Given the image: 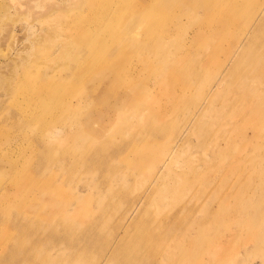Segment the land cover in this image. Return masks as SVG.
I'll use <instances>...</instances> for the list:
<instances>
[{"label":"rangeland","instance_id":"obj_1","mask_svg":"<svg viewBox=\"0 0 264 264\" xmlns=\"http://www.w3.org/2000/svg\"><path fill=\"white\" fill-rule=\"evenodd\" d=\"M213 2L208 45V20L171 41L201 14L183 0H0V264H264V50L217 82L226 40L246 29L230 23L232 0ZM139 40L155 50L133 51ZM180 58L181 77L167 79ZM94 88L114 111L91 126L129 144L118 155L137 170L104 141L69 138ZM66 120L64 141L49 142L60 166L35 158L33 137Z\"/></svg>","mask_w":264,"mask_h":264},{"label":"bare ground","instance_id":"obj_2","mask_svg":"<svg viewBox=\"0 0 264 264\" xmlns=\"http://www.w3.org/2000/svg\"><path fill=\"white\" fill-rule=\"evenodd\" d=\"M254 0H232L231 5L229 7V9H226V11L229 13V20L230 23H234L235 21H242V25L244 26V28L246 30H241V34L239 35L240 38H236L233 41H228L229 39H227V51H224L223 54V60H222V68L220 69L219 73L215 76L217 82L221 81V80H225V78H229L230 76V68L238 61H242V62H246V63H250L252 61L255 62L256 58H259L260 54L259 52L264 50V0H260L256 3H254L253 5L249 6ZM250 2V4H249ZM214 5L213 0H183V5L180 6V8H182L185 11V7L188 8V11H193L195 13V16L197 15V13H201L199 16H197L196 18H192L188 16L187 20L181 24L178 23L177 26H183L184 28L187 29V32L185 33V35H179L178 38H172L171 41L176 40H184L188 37V34L192 33L193 30H200L201 27L203 25L207 24V20L209 23V27L206 30H209L206 32L205 36H201L199 37V39L206 44H210L209 43V39L210 36H215V38H217L216 36L218 35V29H219V25L214 22L212 19L209 18V15L211 13V9L212 6ZM249 7V9H248ZM137 8V7H136ZM143 10V7L139 6V9L134 12H132V14L129 16L128 21H134V20H138L141 11ZM208 16V19L205 16ZM246 16V18H245ZM130 22H128L127 27L131 28L130 26ZM150 28V27H149ZM193 28V29H192ZM150 31H146V34H148ZM163 36H167V33H163ZM220 35H222L220 33ZM219 39V38H218ZM226 39V38H225ZM170 41V42H171ZM139 43L134 46L135 49L133 51L139 52L140 50H147L149 52L154 51L155 49L151 47V45L145 43V42H141V40L138 41ZM161 45H157L155 48L156 49H161ZM169 46V44H168ZM257 48V50L255 49ZM240 51V53L244 56H238V52ZM203 56V55H202ZM201 58V57H199ZM157 61L160 60L159 57H157L156 59ZM182 61V59L180 58L179 61L174 62V67L171 69V71L169 73H167V75H165V77L167 79L170 78V76L175 77V76H180V72L178 67L180 66V62ZM228 68V70H227ZM110 70L111 69H101L100 71H96L95 74H100L102 76H106V78L110 79L109 75H110ZM161 70V68L159 69ZM70 79L71 80H78L81 77V74L79 71H72L70 74ZM193 80V79H191ZM215 85H213L214 88ZM209 88H211V85L209 86ZM147 91H148V85L146 87ZM145 89V90H146ZM160 89H164L167 90V85L165 84L163 88ZM158 89H156L157 91ZM146 92V91H145ZM149 92V91H148ZM153 95V93L151 94ZM89 100H91L92 102H94L93 105H91L87 112H86V116L84 118L81 119H75L74 122L76 123H80V131H76L75 133H72L71 136L69 138H73L75 141H78L80 138H84L87 139L88 141H92V140H98V141H104L103 145H111L110 149L105 152L107 153L108 157L110 158L111 156H116L118 154H120L121 152L124 151L125 148L128 147V145H126L124 147L125 144L123 145H119L117 143H115L114 139L111 138V136H105L104 138H102L101 140H99L98 136L99 133L97 132L96 129H94L91 125L96 121V122H108L110 116L112 115L113 111H114V106L113 105H108L106 107L101 106L103 104H107L108 102H106L107 97L105 96V94L103 92L100 93V91L98 92L95 88L91 89V93H90V97ZM139 104L141 103V101L138 102ZM210 106L209 103H207V105L205 106V108L203 109V113L207 112L208 107ZM139 107V106H136ZM101 108H105V111H102ZM165 111H169L167 110H155L154 114L157 118H159L162 114H164ZM140 114V113H139ZM144 116L142 118L143 122L150 119L152 117V113H148L146 115H142ZM198 120V117H196L194 119V121ZM73 120L70 121H63V122H57L54 130L49 131V133L46 136H34L32 141H37V144L39 145V148L37 149L36 153H35V158L39 157L40 160L43 158H48L50 159V161L52 163L56 162V165L60 166V163L62 161H58V160H63L64 158V153H56V143H49L50 141H64V138H66V136L62 135L64 133V130L66 128L72 127L73 126V122H71ZM146 123V122H145ZM194 123V122H193ZM143 127L146 128V130L150 131L154 136H159L162 134V131L160 130H151V128L144 124ZM16 136L12 135L10 137V141H14ZM141 139V138H140ZM137 140V139H136ZM48 141V142H47ZM131 141H133V138L131 139ZM13 143V142H12ZM169 154V153H168ZM125 157H127L125 155ZM120 156L118 155L116 157V159H119ZM84 162L87 160L86 157H84L82 159ZM119 164L123 165L126 167V165H128V168L131 170H137L138 167L137 165H132L131 162H129V159H122L120 158V161H118ZM38 168V165H35ZM127 168V167H126ZM79 190V188H78ZM10 198V192L8 191V187L4 186L2 188H0V202L2 201H8ZM139 199V197H138ZM137 202V203H136ZM138 200L135 201L136 204H138ZM135 204V205H136ZM16 211H20L19 208H15ZM45 212L40 215V218L43 219L44 221H55V218L53 217V215H51L50 213H48L46 210H44ZM77 214H71L70 216H68L69 222H71V220H73V222H75V219H77ZM27 225V224H25ZM73 225L64 227L65 229L71 228ZM104 245H108L109 241H106L103 243ZM91 246V244H87V247ZM14 257V256H11ZM39 262H30L29 264H43L42 261L38 260ZM64 262V261H63Z\"/></svg>","mask_w":264,"mask_h":264}]
</instances>
